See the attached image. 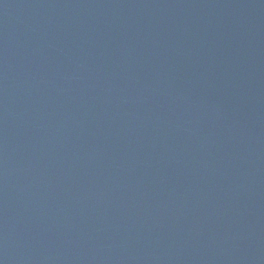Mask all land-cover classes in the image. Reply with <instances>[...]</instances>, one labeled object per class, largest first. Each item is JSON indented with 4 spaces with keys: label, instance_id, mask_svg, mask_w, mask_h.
Returning a JSON list of instances; mask_svg holds the SVG:
<instances>
[{
    "label": "water",
    "instance_id": "obj_1",
    "mask_svg": "<svg viewBox=\"0 0 264 264\" xmlns=\"http://www.w3.org/2000/svg\"><path fill=\"white\" fill-rule=\"evenodd\" d=\"M0 264H264V0H0Z\"/></svg>",
    "mask_w": 264,
    "mask_h": 264
}]
</instances>
